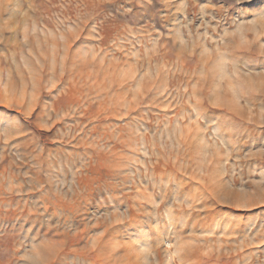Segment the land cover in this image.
Masks as SVG:
<instances>
[{
    "label": "rangeland",
    "instance_id": "obj_1",
    "mask_svg": "<svg viewBox=\"0 0 264 264\" xmlns=\"http://www.w3.org/2000/svg\"><path fill=\"white\" fill-rule=\"evenodd\" d=\"M0 264H264V0H0Z\"/></svg>",
    "mask_w": 264,
    "mask_h": 264
}]
</instances>
